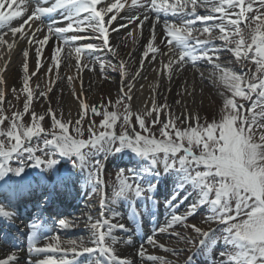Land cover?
Listing matches in <instances>:
<instances>
[{"label":"snow or ice","instance_id":"obj_1","mask_svg":"<svg viewBox=\"0 0 264 264\" xmlns=\"http://www.w3.org/2000/svg\"><path fill=\"white\" fill-rule=\"evenodd\" d=\"M18 2L19 0H0V26L8 25L14 40L19 34L18 38L27 40L29 45H36V70L29 74L30 53L29 50H24L22 63L25 76L22 91L26 93V100L23 113H13L9 128L6 131L0 130V137L8 140L6 145L5 140L0 139V195L11 204L12 198L25 191L31 193L33 184L25 170L24 154H28L27 160L34 161L30 167L43 166L44 170H51L58 163L53 158V153L46 152L47 159L36 153L44 152L45 148L54 149L55 154L67 158L71 166V171L57 176L58 186L64 187L84 179L91 186L92 192L101 193L100 218L93 222L92 217H89L92 238L87 243L82 240H66L63 242L66 245L63 251L74 253L76 257L88 254L94 258L89 259L86 264H129L128 260L116 255L115 245L133 242V236L141 231L143 217L153 216V212L149 210V202H152V209L159 205L155 194L159 192L161 177H171L172 191L163 198L167 218L162 225L154 227L151 234H146L145 242L148 245L164 252L171 250L176 254V249H170L162 242V234H168L169 239L175 237L177 242L182 240L196 247L197 254L205 255L210 264H264V0H131L130 4L128 0H36V6L30 15H25L21 10H11ZM126 5L135 10L127 17L128 22H137V26L141 28L149 19L146 14L148 12L191 15V19L182 20L179 24L165 22L166 39L162 43L171 47L164 55H171L163 65L164 72L158 75L166 74L171 80V76L183 70L185 65L190 63L195 67L198 60L208 61L213 65V74L217 75L231 93L224 98L220 119L201 124L198 115L181 113L176 116L167 103H158L154 92L151 106H146L143 114H136L133 123V112L128 103L133 99V85L123 79L129 74L126 72L125 62L121 60L118 65L109 63L113 70H119L122 77L120 98L115 104L109 99L108 104L89 105L81 98L82 92L73 91L72 95L78 101L79 118L74 121L76 127L72 131L77 136L73 137L69 132L73 122H63L49 107L47 113L52 121V129L58 132L53 131L50 139H44V148H33L30 144L25 146V141H31L45 132L39 123L45 116L37 115L34 111L31 113L33 123L27 127L22 123V117L29 112L33 101L29 82L43 67L44 47L49 46L53 37L58 42L51 49L49 72L53 66L59 69L61 53L65 48L74 49L78 70L86 68L94 72L95 69L89 67V64L81 63V58L85 54L105 49L113 56L118 55L110 44V33L127 27V24L113 26ZM198 7L206 8L209 14H199ZM5 8L10 9L7 14ZM141 10L143 18L136 15ZM57 15L59 19L56 18ZM45 17L52 19L45 25L47 31L43 32V28L36 26L35 22L39 21L43 25ZM17 19L21 20L19 26L11 27V22ZM217 19L220 20L218 26H209V21ZM198 22L200 27H196ZM217 27L219 37L214 36ZM37 33H42V38H37ZM217 38L225 45H235L228 50L236 60L251 59L256 65L255 72L246 78L219 63L220 50L211 46L212 41ZM155 39L153 25L151 38L141 57V68L150 54L155 59L154 54L160 51L154 44ZM90 41L102 43L98 47ZM5 44L9 50L15 47L14 42L9 43L0 35V45ZM97 60L101 72H104L105 61L99 58ZM4 71L6 66L0 67V73ZM139 75L140 70H137L132 79ZM4 82L0 79V83ZM47 91L51 92L52 89ZM40 96L47 98V93L41 92ZM237 98L249 101L250 104L237 102ZM0 101H3L2 93ZM175 103L179 105L181 101L176 100ZM121 104L124 108L122 114L108 110L109 107L115 108ZM89 111L102 117L98 126L102 130L97 131L95 122H90L87 128L88 138L84 139L82 122ZM162 116L167 119H162ZM121 117L123 130L117 134L115 126ZM146 118H152L153 126L161 125L160 139L151 133ZM5 119L7 117L0 116V124ZM192 120L196 122L194 125ZM177 121L187 126L177 127ZM136 125L140 131L136 130ZM120 153H131L129 159L131 161L135 158V166L118 169L116 185L112 195L108 196L103 190L102 173L108 157ZM14 156L20 160V166L6 167ZM84 172H87L86 177L83 176ZM13 176L16 179H12ZM121 202L127 209L126 215L131 227L122 222H113L124 219L125 213L117 210ZM180 206L185 208L183 213L179 212ZM205 210L207 214L204 223L215 224V228L204 229L196 223H188L189 218H194ZM13 215V212L0 206V220L10 221ZM153 222L156 223L154 217ZM58 223L63 228L71 227L67 219H59ZM178 226L190 229L195 236L186 237L183 232L176 231ZM43 227L44 225L35 222L30 225V254L60 250L58 235L50 238L54 244L47 247L36 245L37 232ZM116 231L127 234L126 240H117L113 235ZM89 244L92 246H88ZM220 244L223 247L219 248L218 256L213 257V250ZM138 255L151 264H170L163 256L146 255L143 243ZM16 259L13 252L5 259H0V264H11ZM33 264L72 262L67 259L57 262L53 258H47L36 260ZM185 264H192V256L188 257Z\"/></svg>","mask_w":264,"mask_h":264},{"label":"bare ground","instance_id":"obj_2","mask_svg":"<svg viewBox=\"0 0 264 264\" xmlns=\"http://www.w3.org/2000/svg\"><path fill=\"white\" fill-rule=\"evenodd\" d=\"M131 3V0H128V4ZM36 6V0L31 4V8L25 11V15H30L31 11ZM9 10V8H5L4 11ZM202 10H207L206 8L198 7L197 11L201 12ZM135 10L129 9L126 5L125 9L122 10L119 14V17L117 21L114 22L113 26L118 27L121 24H127V27L120 28L118 32H111L110 33V44L115 49L116 53L118 55L113 56L112 53L108 52L106 49L102 51V53L96 54L94 58H107L110 57L111 59H116L118 62L121 60L125 62V68L126 72L129 74L128 76L124 77L123 79L128 82L132 79V76H135V73L137 70H140V75L136 76V78L132 81L136 82V89L141 86V91L139 92V89L135 91L136 97L141 98V106L146 105L147 107L150 105L152 97L154 92H156V98L158 103H171L172 98L177 99L179 97H182L181 106L184 107L186 105V101L190 100V96L193 94H199L205 92L207 96H209V89L207 85H210L211 87L215 88L218 92H223V89L218 88L217 86L220 84V81L217 77V75H214V69L213 65L209 64L206 60H198L196 62V66L193 67L190 63L185 65L183 70L176 72L171 76V80H169L168 76L165 75H158V73H163L164 68L163 65L168 62L169 56L164 55V53H168V49L171 46H167L162 43L164 39H166L165 35V22L168 23H176L179 24L180 21L186 20L187 16L183 14H172V12H168L167 14H157V13H146L149 16V19L146 20L141 27L137 26V22L129 23L127 17L129 14ZM235 11V10H233ZM143 11H137L136 15H140L141 18H143ZM183 15V16H181ZM120 17H123L121 19ZM52 18L51 17H45L44 18V24L42 25L41 22H36V26H41L43 28V32L47 31L46 24L50 22ZM190 19V18H189ZM209 26H218L220 24L219 20L209 21ZM21 23V20H13L11 22V27H18ZM153 25H155V36L156 39L154 41L155 46H157L160 51L155 53V59H152V55H149V58L145 59L143 67L141 68V57L145 50V47L148 43V40L151 38L152 35V28ZM130 26H136L137 30L131 31V35L128 32V28ZM201 25H196V27H200ZM127 30V31H126ZM9 31L8 34L6 32ZM0 35L4 36V39L9 42V38L13 39L10 28L8 25L0 26ZM10 36V37H8ZM125 36V37H124ZM214 36H218V27L214 31ZM19 34H17V38H15L14 43L15 47L11 49V53L8 56L9 53L6 52L7 45H0V67L6 66V71L0 73V79L5 81L4 83H0L1 85L6 86V91L10 89L11 85L13 84H20L23 85V79L25 76V73L23 72V60L24 57L22 55L24 50H29V58L28 63L30 65V73L36 70V52L35 48L36 45H29L27 40L18 38ZM37 38H42V33H37ZM91 43H94L96 45L101 46V41H90ZM56 43L55 38L53 37L52 40L49 42V46H45L43 50V57H42V63L43 67L40 69V71L44 68H46L43 73V80L41 84V87L35 88L38 89L41 92H46L49 88L52 89L49 95L50 98L56 97L57 95L62 92L60 90L62 88L61 85H66L65 91L67 95V99H65V104L67 105L68 109H71V107H74L75 99L72 95L73 91L76 93H83L82 97L84 101L89 100L90 96H100V97H108L111 96L114 92V90L121 88L120 80L122 81V77L120 74V77L118 79H107L106 83L101 81L102 75L101 70H98V72L95 70L89 71L86 68L77 69L76 64H73L72 62H69L70 56H75L74 49L68 50L65 48L64 51L61 53V63L60 67L57 70L54 66L53 70L49 72V67L51 65V49L52 46H54ZM82 43V42H81ZM212 47H215L220 50V61L223 66L227 67L228 69H231L238 73L239 65L236 63L239 60H236L233 53L229 52L228 50H224L223 48H220L219 44H217L216 39L212 41ZM4 53V56L3 54ZM5 56H8L7 61H5ZM89 57V56H88ZM93 57V56H92ZM76 59V56H75ZM93 59L91 62L87 61V56H82L81 63L82 64H89V67H92L94 69H97L100 67V63ZM112 61V60H111ZM135 66V70L132 69V67ZM107 68V67H106ZM84 70V71H83ZM29 73V74H30ZM201 73H203V77H201ZM62 75H65V79H67V82L63 81ZM37 76V75H36ZM32 76V77H36ZM69 77H72V80H69ZM60 83V86H54L52 81H57ZM82 82V86H81ZM36 83V82H35ZM207 84V85H206ZM158 85V87H157ZM33 92H35L34 84H32V87H30ZM186 89V91H185ZM40 93L33 94V100L36 102H39L41 99ZM191 93V95H189ZM44 98V97H42ZM89 102V101H87ZM132 103V102H131ZM145 106V108H146ZM50 173V171H49ZM55 177V176H54ZM14 179V176L12 177ZM57 178H54V181L56 182ZM43 185V184H42ZM56 187V186H55ZM54 189V188H53ZM63 193L66 197H64V200L62 201L61 195L59 193ZM47 195H45V198L48 199V202L50 205H46L45 209H43V212L49 215L50 218L57 214L59 210L55 209V207H63V211L69 212L72 214V212H76V206H75V199L73 198V194L68 189H63V191H57L56 189L54 192L49 193V191H46ZM40 195L38 196H32L28 191H25L22 195L14 197L11 199V204L8 203L7 198H3L4 202L11 206L13 210H16V214H18V223L20 225L17 227V222L14 224L15 228H12L11 230H15L17 233H20L21 235L25 234H31L32 230L30 231V224L31 222H35L36 220L42 218L40 216V212H42V209L38 208V202H40ZM46 201V200H45ZM44 202V201H43ZM60 204V205H59ZM119 208V207H118ZM120 210V208H119ZM83 212H94L95 219L92 220L93 222L100 218V212L101 207H96L95 210L90 208L88 205H84ZM162 214V211H159ZM67 215L64 219H67L70 224H77L74 220H77L80 216V219L87 218L86 215ZM20 216H24V220L20 221ZM39 217V218H38ZM25 218L31 219V222L28 223L25 220ZM165 220V219H164ZM163 218L160 216L158 219L157 225H161L164 223ZM40 221V220H39ZM38 221V222H39ZM5 221L0 220V224L4 223ZM51 224L48 227L47 233L50 231L52 232V235H58L60 241H62V248L55 252H43L39 253L42 255L45 259L47 258L44 255H61L62 257H68V255H72L74 253L71 252H65L63 249L66 247V245L63 243L66 240L73 239L77 241H84L88 242L92 238L93 230L91 228L90 223H86L84 227L80 228V232L77 235H74L72 231L76 228L71 225L69 228H63L59 225L58 219L55 218V220L51 221ZM48 224V222H46ZM3 230V229H2ZM2 230L0 229V259H5L8 255L12 254L13 252L10 251L11 249V243L9 235H12L11 232L9 234H2ZM164 234H162V242L166 244V246L169 247V243L171 245V240L165 239L163 237ZM39 238V237H38ZM18 244V243H17ZM91 245V244H89ZM41 247H45L43 245H40ZM148 247L151 245H148L146 242L144 244V247ZM140 249V245L136 244V240H134L131 244L123 245L119 244L116 246V250L118 251V254L122 253V258L129 261V264H140L139 261L141 257L138 255L137 257L135 254H138V250ZM26 250H16L15 255L17 259L15 261H12L11 264H33L34 257L36 256L35 253L33 254H27ZM153 255L160 256V255H167V252L162 251L159 248H153V250L150 252ZM30 255H33V257H29ZM38 256V255H37ZM36 256V257H37ZM49 257V256H48ZM65 259V258H62ZM40 260V259H39Z\"/></svg>","mask_w":264,"mask_h":264},{"label":"rangeland","instance_id":"obj_3","mask_svg":"<svg viewBox=\"0 0 264 264\" xmlns=\"http://www.w3.org/2000/svg\"><path fill=\"white\" fill-rule=\"evenodd\" d=\"M30 3H32V0H19V2L16 4V6L14 8H12V11L15 10H19V7H28L30 5ZM190 13V9L188 10ZM255 11V10H254ZM9 12V11H8ZM199 14H209L208 10H202L201 12L197 11ZM7 14V12H5ZM163 12L159 13L162 14ZM158 14V15H159ZM178 15L181 13H177ZM186 15L187 18L186 19H191V15L190 14H183ZM181 15V16H183ZM212 15H216L215 13H212ZM251 15V14H250ZM59 17V16H58ZM57 18V17H56ZM39 22V21H38ZM220 22V20H219ZM36 23V22H35ZM210 23V22H208ZM197 25H200L199 22L197 23ZM27 27V26H26ZM137 30L136 26H130V28H128V32L126 33V35L131 32V31H135ZM127 31V30H126ZM6 34H8V32H6ZM220 33L218 31V36L219 37ZM10 37V36H8ZM125 37V36H124ZM203 38V37H201ZM234 39H239V37H234ZM9 43H13L14 40L9 38ZM217 44H219L220 48H223L224 50H228L229 48H234L235 45L234 44H230V45H225L223 41H221L220 39H216ZM248 42H251L250 36L248 37ZM83 43V42H82ZM98 46V45H97ZM7 53H11V50H9L7 47L5 48ZM67 51L71 50L66 48ZM229 51V50H228ZM231 52V51H229ZM10 53L8 54V56L10 55ZM102 53V51H98V52H92L90 54H85V56H87V61H92L96 54ZM232 53V52H231ZM4 56V53H2ZM8 56H5V61H7ZM89 56V57H88ZM93 56V57H92ZM97 60V59H96ZM99 60H103L106 63V70L104 72H101L100 74L102 75V77L100 78L101 81L106 83L107 79H118L120 77V72L119 70H113V68L111 66H109V63H114V64H119L120 62H118L116 59H111L110 57L107 58H103V59H99ZM112 60V61H111ZM98 61V60H97ZM69 62H72L73 64H76V59L75 56H70L69 57ZM239 65V69H238V73L243 74L246 78L250 75V73L255 72V68L256 65L253 63V61L251 59H249L248 61H244V60H239L236 62ZM51 66V65H50ZM54 67H52L53 70ZM46 68L42 69L41 71H39V73L37 74L36 77H31L30 79V87H32V84H34V89L41 87L42 80H43V76L42 73ZM133 70H135V66L132 67ZM97 72L98 70H101V67H98L97 69H95ZM84 71V70H83ZM29 73H30V69H29ZM62 79L63 81L67 82V79H65V75H62ZM36 82V83H35ZM121 86H122V81L120 80ZM128 83H131L133 85L132 88V93L131 95L133 96V99L131 101H129L128 103L131 106L132 112H133V123L135 122V115L136 114H143L145 111V106L143 105L141 106V98L140 97H136L135 91L139 89V92L141 91V86H139L136 89V82H133L132 79L128 81ZM54 86H60V83L57 81H55V83H53ZM207 85V84H206ZM62 88L60 90H62V92H60L59 95H57L56 97H52L50 98L49 96L47 98H42L39 100V102H36L35 100L32 101V103L30 104V108H29V112L25 113L22 117V123L24 124L25 127L29 126L30 124L33 123L32 121V117H31V113L34 111L35 113H37V115H44L45 119L43 121H40L39 123L41 124V126L45 129L44 133H41L40 136L38 137H34L31 141H25V146H28L29 144L33 147V148H44V139L45 138H51V134L53 131H57L58 130H53L52 129V121L51 118L48 116L47 110L50 107L54 112H56L57 117L62 119L63 122L67 123L69 120H71L73 122L72 125H70L69 127V132L73 137H76L77 134L72 131L73 127H76V125L74 124V121L76 119H78V101L75 99L76 102H74V107H71V109L67 108V105L65 104V99H67V95H66V85H61ZM209 91V96L206 95L205 92L200 93L199 94H193L191 95L189 98V101H186V105L184 107H182L180 104L177 105L175 103V101L177 99L172 98V102L168 104L169 108L171 109L172 113L176 116H180L181 113H184V115H187L188 113H191L193 116H199L200 118V123L203 124L205 121L211 122L213 119L219 120L220 119V115H221V109L223 107V101L224 98L226 96H230L231 93L229 91H227V89L225 88V86L220 82V84L217 86L218 88L223 89V92H218L215 88H213V86L211 87L210 85H207ZM23 89V85L18 84H13L11 85L10 89L6 91V86L1 85L0 84V93L3 94V101H0V116H4L7 117V119L4 120L3 124H0V130H7L10 126V124L12 123V116L13 113H23V105L24 102L26 100V93H24L22 91ZM35 89V92H33V94H38L40 93V89ZM156 93V92H155ZM50 94V92H49ZM47 94V95H49ZM120 98V93H119V89L114 90L113 94L111 96L108 97H98V96H93L91 95L89 100V102L85 101L87 104L89 105H96L99 106L101 104H108L109 99L112 101L113 104H115V101L117 99ZM182 97H179L178 100L182 101L181 99ZM255 98V97H254ZM83 99V98H82ZM132 102V103H131ZM237 102H242L245 105L250 104L249 101H240V98H237ZM159 104H164V103H159ZM151 106V103L148 107ZM109 111H118L119 113H123L124 112V108L123 105H119L116 106L115 108L109 107L108 109ZM62 113V116H61ZM102 117L101 116H96L93 115L90 111L88 112L85 120L82 122L83 124V131H84V136L82 138L87 139L88 138V132H87V128L90 122H95V125L97 126V131H100L102 129H99V123L101 121ZM151 119L152 118H146L147 123L151 129V133L153 135H155V137L157 139H160V135H159V129L161 127L160 124H156L155 126L152 125L151 123ZM162 119H167L166 116H162ZM191 123L194 125L196 122L195 120H192ZM121 124H122V117L120 120L117 121V124L115 126V131L117 134H119L123 129L121 128ZM186 124H181L180 121H177V127H186ZM136 130L140 131L139 126L136 125ZM129 131H131V129H129ZM79 138V137H77ZM0 139H4L5 140V144H8V140L7 138L4 137H0ZM14 143V141L12 142ZM51 151L53 153V158L56 159L58 161V163L55 165L57 169L62 168L61 171H64L63 169H66L65 171H71V166H70V162L67 160V158L65 157H60L58 154H55V150L54 149H50V148H45L44 152H37L36 155L40 156L43 159H47V156L45 155L46 152ZM27 153L24 154V161H25V170L29 175L33 174V171L39 170V172L41 171H45L43 166H41V168H33L30 167L29 165H31L32 163H34V161H29L27 160ZM132 156L131 153H120V154H115V155H110L108 157V161L106 163V168L102 173V179L104 181V191L108 194V196L112 195L113 192V188L116 185V175H117V171L120 167H134L135 166V158H133V160L130 161L129 157ZM20 166V160L17 159L15 156L12 158L11 161L8 162V164L6 165V167H18ZM50 171V170H47ZM64 171V172H65ZM63 172V173H64ZM79 175V174H78ZM83 176L86 177L87 176V172L83 173ZM14 179H16V177H14ZM167 179V183H165V180ZM73 187L76 191L75 195L80 196L81 199L77 200L79 201V203L77 202L76 205V212H72V214H70L69 212H65V211H61L59 214H57L54 219H64L65 217H67V215H86L87 218L84 219H80V216L77 220H74L75 222H77V224H71L73 227H76L72 233L74 235H77L80 232V228L84 227V225H86V223L89 222V217H92V220L95 219V214L94 212L92 213L90 212H83L82 209L84 207V205H88L90 208H92L93 210H95V208L97 206L100 205V199H101V193L100 192H92V188L90 185H87L84 181V179H80L77 182L73 183ZM167 189V191L170 190V188H172V179L171 177L169 178H165L164 176L161 177V182L159 183V189ZM190 190V189H189ZM163 191V190H162ZM158 194H155V198L157 199V201L159 202L160 207H162L163 203H160L159 199H158ZM77 199V197L75 198V200ZM163 202V200H162ZM148 206H151V202L148 204ZM120 210H119V208ZM117 207L118 211H121L122 213H125L124 215V219L123 220H117V221H113V222H122L125 223L126 225H128L129 227H131V224L128 223V219H127V209L124 206L123 202H121V204ZM164 210L162 211L161 216L163 215V219H166V209L163 208ZM185 211L184 206H180L179 207V212L183 213ZM207 214V211L205 210V212H201L199 215L195 216L194 218H189L188 223H196L198 224L200 227L204 228V229H208L209 227L215 228L216 225L215 224H207L204 223V218L205 215ZM160 225V224H159ZM162 225V224H161ZM158 226L157 224L155 225V227ZM176 231L178 232H183L184 235L187 236H195V233H192L190 229H183L182 227L178 226L176 228ZM147 234H151L150 231H148ZM15 235V241H17L18 239H20V236H18V234H14ZM115 236V238L117 240H121L124 239L126 240L127 238V234L121 232V231H116L113 234ZM52 232H48L46 235H43L42 237H40V244L44 245L45 247L54 244L55 242L52 241L51 238ZM134 240H136V244L141 245L142 243L145 244L146 241V234L142 233H138L136 235L133 236ZM163 237H165V239L167 240H171V245L169 243V248H174L176 249V254H173V252L170 250L167 252V255H160L165 257L166 260L170 261V264H185V262L187 261L186 259H188L189 256H192V264H210L208 258L203 255V254H197V248L194 247L193 245H189L184 243L182 240L177 242V238L172 237L171 239H169L168 234H164ZM198 243V241H197ZM28 244V241L23 245V248L26 247V245ZM119 244H125L128 246V243H119ZM118 245V243L115 245V251H116V255H118L119 257L122 258V253L118 254L117 250H116V246ZM88 246H92V245H88ZM223 245L220 244L217 246L216 249L213 250L212 255L213 257H217L218 256V251L219 248H222ZM21 247L18 248H11V252H14L16 250H19ZM62 248V241L60 244V249ZM146 255H153L150 252L153 250L152 246H148L146 247ZM139 252V250H138ZM135 256L137 257L138 254H135ZM156 256V255H155ZM159 256V255H158ZM71 256H66V257H62L61 255H50L49 258H53L55 260H57V262H59V260H61L62 258H70ZM89 259H94L93 257H89L88 254H84V258H81V260L76 261L78 262L76 264H86V262ZM140 264H151L150 261H147L146 258H141L139 261ZM75 264V263H74Z\"/></svg>","mask_w":264,"mask_h":264}]
</instances>
